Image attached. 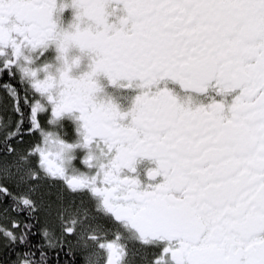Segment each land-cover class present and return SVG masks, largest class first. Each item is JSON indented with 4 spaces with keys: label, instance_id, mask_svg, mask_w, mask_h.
Here are the masks:
<instances>
[{
    "label": "snow or ice",
    "instance_id": "snow-or-ice-1",
    "mask_svg": "<svg viewBox=\"0 0 264 264\" xmlns=\"http://www.w3.org/2000/svg\"><path fill=\"white\" fill-rule=\"evenodd\" d=\"M0 93L12 264H264V0H0Z\"/></svg>",
    "mask_w": 264,
    "mask_h": 264
},
{
    "label": "flooded vegetation",
    "instance_id": "flooded-vegetation-1",
    "mask_svg": "<svg viewBox=\"0 0 264 264\" xmlns=\"http://www.w3.org/2000/svg\"><path fill=\"white\" fill-rule=\"evenodd\" d=\"M25 111H27V109H25ZM18 119V116L16 115V113L13 111V105L12 102L3 95V93H0V122H10L11 126L14 127L15 126V121ZM27 127V125H25V128ZM35 137L31 136V135H27L25 134L23 137V142L22 143H17L16 140L11 141V143L13 144L14 147L23 150L25 148H27L33 141H34ZM13 157L11 155H8L5 151L2 150V146H0V166H2L5 162L7 163H11L12 162ZM10 187H12V189L14 191H18V189L15 187V185H10ZM44 190H48L49 194L46 195V197L48 198L49 196L52 197V195H57L58 197V202L60 203L61 197L63 196L64 198V202L67 203V201L71 198L69 197L68 193L66 191H64L62 193L61 191V185L57 182V183H52V184H48L45 183L41 186L40 191L37 193V196L34 198L37 199H41V193L43 194ZM41 192V193H40ZM49 197V198H50ZM45 198V196H44ZM46 199V198H45ZM76 202L79 203V198H76ZM7 201H5V205H7ZM85 207H90V205L85 204ZM8 215L10 217H15L17 216L16 213L14 212H9ZM27 214L24 212L19 213V218H24L26 219ZM0 223H6L9 227H11V220H0ZM32 241V237L29 238ZM33 243V242H32ZM3 244L4 241L0 240V247L2 246V248L0 249V251L3 249ZM13 249H16V253L17 252H23L26 249L24 248V246H20L17 245L15 247H13ZM1 253V252H0ZM78 257L76 258V264H84V260H83V255L84 253L81 252H77L76 254ZM3 257H1L0 255V264H12V262L16 259V255H15V259H11L9 262H4ZM69 264H71V261L69 260ZM137 264H143L142 261H140L139 258H137Z\"/></svg>",
    "mask_w": 264,
    "mask_h": 264
},
{
    "label": "trees",
    "instance_id": "trees-1",
    "mask_svg": "<svg viewBox=\"0 0 264 264\" xmlns=\"http://www.w3.org/2000/svg\"><path fill=\"white\" fill-rule=\"evenodd\" d=\"M50 200V199H49ZM52 203H53V200H52ZM59 204V203H58ZM55 205V203L53 204ZM39 216H40V219L41 221H44L45 219H52L50 215L46 214V213H42L40 212L39 213ZM38 227V225H37ZM40 239L39 236H33L32 237V242L33 243H36L38 240ZM6 242L4 241V244H3V249L0 251V255L1 257H3V261L4 262H9L11 259H15V255H16V249L14 250L13 247L11 245H8L7 247L5 246ZM2 248V246L0 247V249ZM78 256L76 255V258Z\"/></svg>",
    "mask_w": 264,
    "mask_h": 264
},
{
    "label": "rangeland",
    "instance_id": "rangeland-1",
    "mask_svg": "<svg viewBox=\"0 0 264 264\" xmlns=\"http://www.w3.org/2000/svg\"><path fill=\"white\" fill-rule=\"evenodd\" d=\"M41 193V192H40ZM49 194V192H48V190H44V192H43V194L41 193L40 195V197H41V199H43V201H44V204L45 205H48V204H50L51 206H52V209H51V218L52 219H54L55 218V213H56V211L58 210V197H57V195L55 194V195H52V197H46V195H48ZM44 196H45V198H44ZM50 199V200H49ZM52 200H53V203H52ZM55 203V205H53ZM42 213H43V211H41ZM45 213V212H44ZM47 214V213H46ZM46 220V219H45Z\"/></svg>",
    "mask_w": 264,
    "mask_h": 264
}]
</instances>
